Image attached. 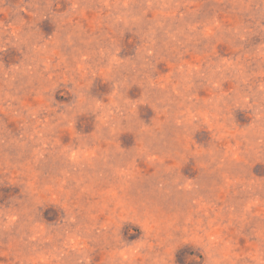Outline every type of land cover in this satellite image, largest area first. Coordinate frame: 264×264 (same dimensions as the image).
Returning a JSON list of instances; mask_svg holds the SVG:
<instances>
[{
	"label": "rangeland",
	"instance_id": "rangeland-1",
	"mask_svg": "<svg viewBox=\"0 0 264 264\" xmlns=\"http://www.w3.org/2000/svg\"><path fill=\"white\" fill-rule=\"evenodd\" d=\"M0 264H264V0H0Z\"/></svg>",
	"mask_w": 264,
	"mask_h": 264
}]
</instances>
